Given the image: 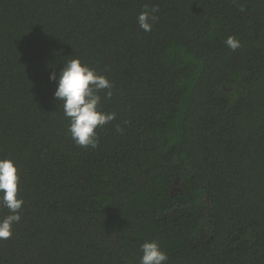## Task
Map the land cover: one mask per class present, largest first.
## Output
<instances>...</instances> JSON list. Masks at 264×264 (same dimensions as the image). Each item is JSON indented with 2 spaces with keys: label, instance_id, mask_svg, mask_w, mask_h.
Returning <instances> with one entry per match:
<instances>
[{
  "label": "trees",
  "instance_id": "16d2710c",
  "mask_svg": "<svg viewBox=\"0 0 264 264\" xmlns=\"http://www.w3.org/2000/svg\"><path fill=\"white\" fill-rule=\"evenodd\" d=\"M72 55L113 85L96 148L49 78ZM0 157L24 199L0 264H140L153 240L166 264H264V0H0Z\"/></svg>",
  "mask_w": 264,
  "mask_h": 264
},
{
  "label": "clouds",
  "instance_id": "9594fccd",
  "mask_svg": "<svg viewBox=\"0 0 264 264\" xmlns=\"http://www.w3.org/2000/svg\"><path fill=\"white\" fill-rule=\"evenodd\" d=\"M158 11V7L149 8L146 5L138 15L137 22L143 31L152 30L158 20L155 14ZM225 44L233 51L240 47V41L234 36H229ZM63 63L59 74L52 71L49 77L57 82L54 96L61 102L63 114L69 119L68 131L75 143L80 147L96 148L99 145L97 129L115 119V113L104 112L99 107L101 96L98 93L107 89L106 94L110 98L112 82L76 55ZM19 186L16 162L9 157H0V206L9 212L0 219V240L10 238L13 225L21 220L20 210L24 199L18 196ZM141 251L140 264H166L168 261V255L158 241H145L141 244Z\"/></svg>",
  "mask_w": 264,
  "mask_h": 264
},
{
  "label": "rangeland",
  "instance_id": "374dc122",
  "mask_svg": "<svg viewBox=\"0 0 264 264\" xmlns=\"http://www.w3.org/2000/svg\"><path fill=\"white\" fill-rule=\"evenodd\" d=\"M206 204V203H205ZM206 205H208V204H206Z\"/></svg>",
  "mask_w": 264,
  "mask_h": 264
}]
</instances>
